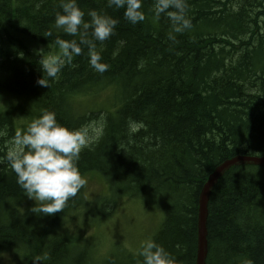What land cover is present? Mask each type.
Instances as JSON below:
<instances>
[{"label": "trees", "instance_id": "trees-1", "mask_svg": "<svg viewBox=\"0 0 264 264\" xmlns=\"http://www.w3.org/2000/svg\"><path fill=\"white\" fill-rule=\"evenodd\" d=\"M67 2L0 0V158L15 134L45 111L65 127L82 128L86 117L72 113L74 99L113 89L119 105L103 111L104 132L81 151L77 166L85 178L121 175L130 197L168 195L154 240L176 264H196L199 197L209 176L237 156L264 157V0H187L192 28L173 33L174 40L167 18L155 17L154 0H143L145 20L136 24L108 0H77L86 21L89 10L118 21L112 36L96 42L108 70L95 72L84 48L50 80L40 62L18 57L20 37L57 48V38L78 40L54 26ZM48 31L53 35L45 37ZM43 75L49 87L37 84ZM86 186L63 212L40 216L11 168L0 163V252L16 264L37 258L92 264L82 246L74 256L78 241L65 228L83 217ZM208 210L206 264H264V168H232L214 188ZM238 243L245 246L236 250Z\"/></svg>", "mask_w": 264, "mask_h": 264}, {"label": "clouds", "instance_id": "clouds-1", "mask_svg": "<svg viewBox=\"0 0 264 264\" xmlns=\"http://www.w3.org/2000/svg\"><path fill=\"white\" fill-rule=\"evenodd\" d=\"M109 6L124 8V17L133 24L145 20L142 9L143 0H108ZM62 13L58 12L54 26L71 37L79 39L65 40L57 38L59 55L41 57L40 67L50 80H55L66 61L80 56L84 48L88 49V63L97 73H104L108 65L102 63V56L96 50V42H104L114 34L118 21L96 10L85 12L78 6L77 0H68L62 4ZM39 5H37V9ZM187 0H154L153 12L157 19L162 15L171 25L168 38L174 40L175 34L192 28V20L187 15ZM91 30V39H89ZM48 31L45 37L52 36ZM41 87H49L48 81L37 80ZM135 131L136 126L130 125ZM92 141L87 127L71 129L58 123L54 112L45 111L39 118L32 120L23 131H18L6 150L0 163H6L16 176V183L23 193L34 200V213L40 216L63 212L67 202L77 196L87 180L81 174L77 162L81 151ZM138 255L141 264H176L171 254L155 240L147 238L140 242ZM33 264H41L39 258Z\"/></svg>", "mask_w": 264, "mask_h": 264}, {"label": "rangeland", "instance_id": "rangeland-1", "mask_svg": "<svg viewBox=\"0 0 264 264\" xmlns=\"http://www.w3.org/2000/svg\"><path fill=\"white\" fill-rule=\"evenodd\" d=\"M231 5V8H235L237 2L233 1ZM20 41L22 50L27 48L29 51L26 57L38 62H41V57L60 53L55 45L39 44L27 34H22ZM228 52L231 53V49H228ZM114 94L113 89H108L101 93L80 95L74 99L72 113L86 117L83 127L90 131V144L97 141L104 132L106 113L103 111L114 112L119 105V101L114 99ZM89 111H97L100 114L92 116L88 114ZM128 191L129 188L122 182L111 179L107 182L100 173L87 177L85 202L91 204L83 206V217L69 219L65 223L70 236L79 242L72 250L74 256L78 257V245L82 246L80 249L86 250L92 264H141L142 257L137 251L140 242L147 238L153 239V234L159 230L165 220L169 197L162 194L153 198L155 196L150 192L140 197H130L125 194ZM161 193H164V190H161ZM244 246L245 243H238L236 250ZM80 256L83 257L81 253ZM8 262L16 264L10 253L0 252V264ZM80 263L86 264L84 261Z\"/></svg>", "mask_w": 264, "mask_h": 264}, {"label": "water", "instance_id": "water-1", "mask_svg": "<svg viewBox=\"0 0 264 264\" xmlns=\"http://www.w3.org/2000/svg\"><path fill=\"white\" fill-rule=\"evenodd\" d=\"M255 165L264 167V158L253 156H238L231 161L226 162L219 168H216L213 174L210 175L207 182L202 188L199 199V214H198V234H199V251L196 264H206L208 254V204L210 196L218 180L232 167L237 165Z\"/></svg>", "mask_w": 264, "mask_h": 264}, {"label": "bare ground", "instance_id": "bare-ground-1", "mask_svg": "<svg viewBox=\"0 0 264 264\" xmlns=\"http://www.w3.org/2000/svg\"><path fill=\"white\" fill-rule=\"evenodd\" d=\"M114 96H115V94H114ZM264 158V157H263ZM228 161H231V160H228ZM228 161H226V162H228ZM226 162H224L222 165H224ZM221 165V166H222ZM220 166V167H221ZM238 166H242V165H237V166H232L228 171H230L232 168H234V167H238ZM256 167V166H255ZM219 168V167H218ZM198 251H199V234H198V239H197V257H198ZM208 254H209V248H208ZM208 254H207V257H208ZM197 257H196V262H197Z\"/></svg>", "mask_w": 264, "mask_h": 264}]
</instances>
